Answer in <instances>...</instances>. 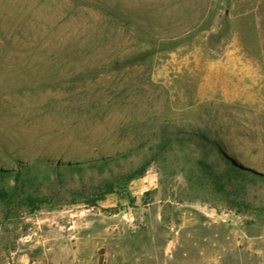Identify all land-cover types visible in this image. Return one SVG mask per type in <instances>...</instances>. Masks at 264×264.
Returning <instances> with one entry per match:
<instances>
[{
	"label": "rangeland",
	"instance_id": "374dc122",
	"mask_svg": "<svg viewBox=\"0 0 264 264\" xmlns=\"http://www.w3.org/2000/svg\"><path fill=\"white\" fill-rule=\"evenodd\" d=\"M101 157L0 203V264H264V0H0V170Z\"/></svg>",
	"mask_w": 264,
	"mask_h": 264
},
{
	"label": "trees",
	"instance_id": "16d2710c",
	"mask_svg": "<svg viewBox=\"0 0 264 264\" xmlns=\"http://www.w3.org/2000/svg\"><path fill=\"white\" fill-rule=\"evenodd\" d=\"M159 134V141L152 148L153 152H155L154 156L147 158L137 168L123 173L117 180H102L95 188V192L91 195L92 204H95L99 200H104L109 194L115 193L116 187L124 189L133 180L143 177L148 167L156 159V156L167 151L172 146L174 140L180 139L179 133H169L161 128L159 129ZM185 134L187 135L186 139L188 140L195 141V139H199L202 141L201 143L212 144V141L206 136L196 135L194 133ZM113 161L114 157L93 158L89 161H71L68 163L57 162L50 159H38L32 164H18V171H14L13 169H2L0 170V203H14L21 199L22 202L27 203L29 206H36V204L41 203L46 199L45 197L41 198V195L36 191L37 183L39 181L47 182L55 179L60 180L67 173L73 172L83 175L86 171V167L103 170ZM205 168L210 169V166H205ZM8 176L13 177L15 181L13 186L2 181L3 178Z\"/></svg>",
	"mask_w": 264,
	"mask_h": 264
}]
</instances>
